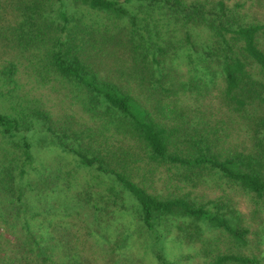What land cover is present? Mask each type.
I'll return each instance as SVG.
<instances>
[{
  "label": "trees",
  "instance_id": "obj_1",
  "mask_svg": "<svg viewBox=\"0 0 264 264\" xmlns=\"http://www.w3.org/2000/svg\"><path fill=\"white\" fill-rule=\"evenodd\" d=\"M263 6L0 0V264H264Z\"/></svg>",
  "mask_w": 264,
  "mask_h": 264
},
{
  "label": "rangeland",
  "instance_id": "obj_2",
  "mask_svg": "<svg viewBox=\"0 0 264 264\" xmlns=\"http://www.w3.org/2000/svg\"><path fill=\"white\" fill-rule=\"evenodd\" d=\"M234 1H238V0H234ZM254 9L256 11H258V15L262 19H264V6L262 8L261 7H254ZM160 172L163 173V170H158L157 171L156 177H155L156 184H154V185L151 184V186L153 188H155L158 191V193L163 194L165 196L169 192H172L174 188H173V186L168 185V181H170L171 174H169L167 176L165 174L162 175ZM160 179H162L163 181H160ZM166 180H167V182H166ZM231 196L234 197V200H235L236 205L239 208H241V210L243 212H246V211L249 212L250 211V209L252 207H251V204H250L249 199L247 197L240 196L239 194H232Z\"/></svg>",
  "mask_w": 264,
  "mask_h": 264
}]
</instances>
